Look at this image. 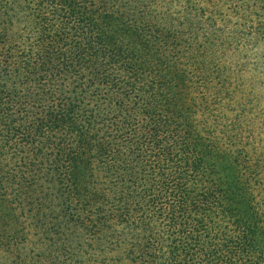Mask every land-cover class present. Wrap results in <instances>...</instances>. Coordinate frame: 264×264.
<instances>
[{"label": "trees", "instance_id": "16d2710c", "mask_svg": "<svg viewBox=\"0 0 264 264\" xmlns=\"http://www.w3.org/2000/svg\"><path fill=\"white\" fill-rule=\"evenodd\" d=\"M262 132L264 0H0V264H264Z\"/></svg>", "mask_w": 264, "mask_h": 264}, {"label": "rangeland", "instance_id": "374dc122", "mask_svg": "<svg viewBox=\"0 0 264 264\" xmlns=\"http://www.w3.org/2000/svg\"><path fill=\"white\" fill-rule=\"evenodd\" d=\"M260 137L264 140V132L261 133ZM23 252L25 253L26 259L28 261H32L36 258L35 255H38L40 253V243L35 240L32 243L23 244ZM14 260L15 259H13V257H10L9 259H2L1 264H17Z\"/></svg>", "mask_w": 264, "mask_h": 264}]
</instances>
